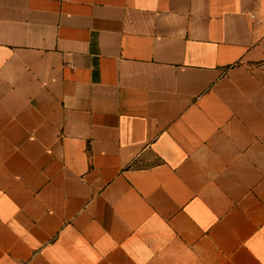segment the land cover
I'll return each mask as SVG.
<instances>
[{"label":"crops","instance_id":"obj_1","mask_svg":"<svg viewBox=\"0 0 264 264\" xmlns=\"http://www.w3.org/2000/svg\"><path fill=\"white\" fill-rule=\"evenodd\" d=\"M0 264H264V0H0Z\"/></svg>","mask_w":264,"mask_h":264}]
</instances>
